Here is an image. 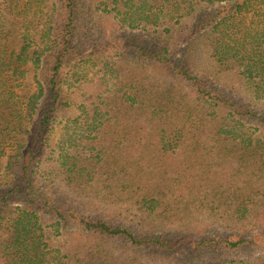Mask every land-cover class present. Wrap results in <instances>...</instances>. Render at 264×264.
<instances>
[{
	"label": "trees",
	"instance_id": "trees-1",
	"mask_svg": "<svg viewBox=\"0 0 264 264\" xmlns=\"http://www.w3.org/2000/svg\"><path fill=\"white\" fill-rule=\"evenodd\" d=\"M82 1L0 0V264H264V0Z\"/></svg>",
	"mask_w": 264,
	"mask_h": 264
},
{
	"label": "rangeland",
	"instance_id": "rangeland-1",
	"mask_svg": "<svg viewBox=\"0 0 264 264\" xmlns=\"http://www.w3.org/2000/svg\"><path fill=\"white\" fill-rule=\"evenodd\" d=\"M90 19L91 18L87 15L85 9L81 7L80 8V15L77 18L75 30H74V35H73V39H72L73 44L76 47L87 48L88 46H90L94 42L102 43L105 41L102 33L94 26V24L92 23V20H90ZM8 26L10 27V25H8ZM10 29H13L14 31H16V28L10 27ZM108 35L110 36V34H108ZM14 37L11 40V48L12 49L16 46V42H17V40L14 39ZM88 77H89V75H88ZM248 126L252 127V125H248ZM60 134L61 133H59V131L55 132V135L57 137ZM0 166L3 168L5 166V162H2L0 164ZM194 216L197 217V219H198L197 224H195V225H197L196 226L197 228H195V233L194 234H188V233L185 234V235H190L191 236L190 239H192V240L196 239L197 236L207 238V239H212V238H216V237L217 238H224L227 235H232L235 238H238V237L243 238L244 237L246 239H252V238L259 236V234H261L263 232V229H261V230H258L256 232H253V233L252 232L251 233L235 232V234H233L229 230L223 228L220 224L212 223L210 221V219L208 218L207 214H200V215H194ZM43 228H45V227H43ZM138 230H141V229H138ZM46 231L48 233H51V237H50L49 242L46 241L47 246L49 248V246H52L50 244H56L57 243V240H55V239L57 236V231H60V229L58 228V230H56L55 228H51V229H46ZM167 233H168V237H166V238L170 241V243L176 242V241H178V239L181 238L179 228H173L172 232L167 231ZM185 244L187 245L188 252L193 253V251H194L193 245H190L189 241H186ZM53 248H56V246H54ZM262 254H264V247H255L252 249H250L249 247H246L244 249L242 248L240 251L230 253V257L234 258V259H250V258H255V257L262 255Z\"/></svg>",
	"mask_w": 264,
	"mask_h": 264
}]
</instances>
